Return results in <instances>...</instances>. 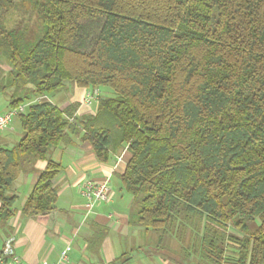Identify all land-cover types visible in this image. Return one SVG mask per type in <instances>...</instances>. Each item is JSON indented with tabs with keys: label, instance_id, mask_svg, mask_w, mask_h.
<instances>
[{
	"label": "trees",
	"instance_id": "1",
	"mask_svg": "<svg viewBox=\"0 0 264 264\" xmlns=\"http://www.w3.org/2000/svg\"><path fill=\"white\" fill-rule=\"evenodd\" d=\"M30 2L35 42L0 20V93L27 104L22 137L0 144V225L15 214L12 184L40 160L22 212L55 210L63 166L48 152L77 137L104 162L129 152L131 223L158 246L177 238L189 264H264V0ZM67 82L116 94L79 118V102L42 99Z\"/></svg>",
	"mask_w": 264,
	"mask_h": 264
},
{
	"label": "crops",
	"instance_id": "2",
	"mask_svg": "<svg viewBox=\"0 0 264 264\" xmlns=\"http://www.w3.org/2000/svg\"><path fill=\"white\" fill-rule=\"evenodd\" d=\"M43 98L61 105L60 95L50 94ZM72 100L77 102L74 94ZM84 100L79 102L76 112L79 118L98 109L97 105L96 110H90L94 102L87 105ZM1 104L4 108L0 113L10 109L8 99H3ZM22 135L20 120L16 117L9 129L0 132V144L13 146ZM48 154L49 159L63 166L58 180L60 187L56 208L50 214L36 217L22 212L25 199L46 166V162L40 160L11 186L9 193L18 195V199L14 216L5 226L0 225V253L6 240L14 237L15 252L27 264H189L172 250L158 246L156 233L132 225L133 197L120 179L130 158L126 149L112 154L104 162L99 160L88 141L75 137L73 144L61 143L50 148ZM86 179L108 181L111 186L110 200L89 209L80 191ZM67 246L71 249L67 259L63 260L62 252ZM5 264H12L11 260L7 259Z\"/></svg>",
	"mask_w": 264,
	"mask_h": 264
},
{
	"label": "rangeland",
	"instance_id": "3",
	"mask_svg": "<svg viewBox=\"0 0 264 264\" xmlns=\"http://www.w3.org/2000/svg\"><path fill=\"white\" fill-rule=\"evenodd\" d=\"M12 4L9 8H4L0 13V20L2 24L8 28V29H18L20 31H26V34H31L30 41L35 42V40H38L42 37V24L38 20L36 16V12L30 2V0H11ZM67 89H64L59 94L55 93L56 95H60L61 98V105H68L72 100V95L74 94L75 100L77 102L82 103L83 99L85 98V94L88 91V88L86 87H75L70 82L66 83ZM71 89H73L71 91ZM75 91V92H74ZM100 96H115V91L111 87H101L99 90ZM53 93V95H55ZM3 99L9 100V95L7 94H0V110L4 108V105H2ZM94 102V103H93ZM93 105L89 107L90 110L94 111L97 109L98 105V98L93 101ZM60 105V106H61ZM50 158V155L48 154L47 159ZM43 162H46V160H41ZM128 195V194H127ZM130 195V194H129ZM170 245V248L173 252H175L177 255V250H179V247L181 245V242L177 238H172L170 241L167 242ZM179 256V255H178Z\"/></svg>",
	"mask_w": 264,
	"mask_h": 264
},
{
	"label": "built area",
	"instance_id": "4",
	"mask_svg": "<svg viewBox=\"0 0 264 264\" xmlns=\"http://www.w3.org/2000/svg\"><path fill=\"white\" fill-rule=\"evenodd\" d=\"M100 95L98 89H89L86 93L84 103L87 105L92 104L96 98ZM39 99V98H38ZM37 99V101H38ZM40 100V99H39ZM27 108V104H21L18 107L10 108L5 112L0 113V132H4L13 123L14 119ZM81 194L86 199V206L90 209L95 204L101 202H107L111 198V186L108 181H95L93 179H86L80 186ZM71 249L67 246L62 252V259L66 260L68 257V251ZM10 259L12 264H27L25 263L19 255L16 254L14 248V237H9L0 253V264H5L6 260ZM42 264H48L43 262Z\"/></svg>",
	"mask_w": 264,
	"mask_h": 264
}]
</instances>
